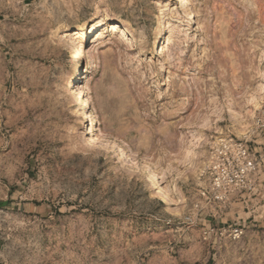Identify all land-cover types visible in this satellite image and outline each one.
I'll list each match as a JSON object with an SVG mask.
<instances>
[{
  "label": "rangeland",
  "instance_id": "obj_1",
  "mask_svg": "<svg viewBox=\"0 0 264 264\" xmlns=\"http://www.w3.org/2000/svg\"><path fill=\"white\" fill-rule=\"evenodd\" d=\"M101 18L68 94L70 33ZM263 77L264 0H0V264H221L198 176L218 137L251 136ZM83 96L169 201L87 140Z\"/></svg>",
  "mask_w": 264,
  "mask_h": 264
},
{
  "label": "built area",
  "instance_id": "obj_2",
  "mask_svg": "<svg viewBox=\"0 0 264 264\" xmlns=\"http://www.w3.org/2000/svg\"><path fill=\"white\" fill-rule=\"evenodd\" d=\"M250 135L218 137L210 144L208 165L198 176V199L192 209L199 219L192 224L201 221L208 228V237L214 235L217 241L225 236L236 240L243 235L242 227L219 226L217 221L233 203L259 192L264 151L256 149L259 144L254 138H264V100L256 110Z\"/></svg>",
  "mask_w": 264,
  "mask_h": 264
},
{
  "label": "crops",
  "instance_id": "obj_3",
  "mask_svg": "<svg viewBox=\"0 0 264 264\" xmlns=\"http://www.w3.org/2000/svg\"><path fill=\"white\" fill-rule=\"evenodd\" d=\"M254 140L259 144L256 149L263 152L264 138L257 136ZM244 198L233 203L217 221L219 226L242 227L243 235L236 240L229 236L219 241L213 237L204 239V244L212 248L213 257L218 250L216 259L221 264H264V172L259 176V192ZM222 242L224 251L220 249Z\"/></svg>",
  "mask_w": 264,
  "mask_h": 264
},
{
  "label": "bare ground",
  "instance_id": "obj_4",
  "mask_svg": "<svg viewBox=\"0 0 264 264\" xmlns=\"http://www.w3.org/2000/svg\"><path fill=\"white\" fill-rule=\"evenodd\" d=\"M103 23V19H98V22L94 24L89 30L85 31V26L81 25L77 27L76 29L72 30L70 33L69 37V50H70V55H69V62L73 64L74 66V74L66 81V90L68 94H71V92L74 91V89H78L77 92L81 96L82 95V90L78 88V83L81 79V69L80 65L77 64L81 60V52L82 48L81 46H78L76 44V39L77 38H85L87 39L88 36L91 35H96L99 33V27ZM119 26L118 22H112L111 23V28H117ZM128 32L127 29H124V34ZM69 32H66L65 35L67 36ZM69 36V35H68ZM163 36L160 32L158 31L157 34V48H160V45L162 43ZM264 78V77H263ZM264 80V79H263ZM71 81V82H70ZM260 90L261 93L264 94V82L260 85ZM259 89V88H257ZM259 92V90H258ZM75 99L76 102V112L78 114V123L81 126H84L86 124V129H84L85 136L87 140L90 143L95 144L96 147L100 150H105L109 151L111 148H114L116 150V153L120 159L127 160L130 162L131 165L133 166H141L143 167L144 170L148 172V178L151 181V185L154 188H157V194L160 195L162 198H164L165 201H169L171 197H173L176 193L174 191H169L167 194L164 193L161 188H159L158 183H159V175L155 168L151 166L147 161L143 162L142 164L140 163L139 159L136 157L135 154L130 153L125 147H123L121 144L114 142L111 139H106L103 140L98 134H96L94 131L98 128V123L96 121V116L93 114L91 109L89 108V104L87 103L85 97H80ZM263 99V98H262ZM77 101L79 102L77 104ZM263 102V100H260ZM256 100V98L252 100L253 103V108H257L261 106V102ZM242 127V126H241ZM239 129L238 133L240 136H245L247 133L244 132V129L237 128ZM247 130V129H246Z\"/></svg>",
  "mask_w": 264,
  "mask_h": 264
}]
</instances>
